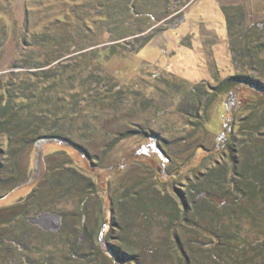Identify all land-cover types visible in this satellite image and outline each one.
<instances>
[{
	"label": "rangeland",
	"instance_id": "1",
	"mask_svg": "<svg viewBox=\"0 0 264 264\" xmlns=\"http://www.w3.org/2000/svg\"><path fill=\"white\" fill-rule=\"evenodd\" d=\"M242 1L179 0L176 9L137 40L130 35L158 17L140 6L138 9L137 0H0L2 29L11 25L13 31L0 52V74L18 72L16 62L23 44L17 35H22L27 22L31 32L55 36L62 50L83 48L79 54L93 51L97 66L92 67L109 74L104 87L125 90L118 98L117 92L104 93L103 100L86 101V113L83 110L81 115L72 112L69 118L68 112L64 114L63 121L72 126L69 140L41 138L19 152L15 160L0 153V164L2 160L8 163L7 172L0 173V227L5 231L6 221L28 239L27 245H18L9 254V261L15 256L17 264H24L20 257L25 255L41 264L44 255L52 252L54 264H116L109 247L118 243L120 235L136 233L138 249L146 239L141 250L144 255L150 245L163 242L162 255L168 252L169 263L174 262L164 211L154 209L159 206L149 209L142 205L150 216L138 214L133 197L137 191L156 193L170 205L167 194L176 197L195 173L220 160L219 153L208 150L217 144L228 108V122L237 142L251 109L257 115L264 113V98L257 93L246 96L243 92L231 104L224 92L210 98L220 81L242 70L261 77L264 83V63L252 58L254 50L246 53L233 43L222 8L223 4ZM106 11L110 16L103 15ZM252 17L257 19V13ZM128 34L125 40L117 41ZM62 62L64 57L57 68L63 67ZM88 69L84 77L89 75ZM70 74L68 68L65 78ZM196 86L201 103L192 101L190 90ZM77 95L73 96V111L80 99ZM83 126L90 130L86 138L78 134ZM260 134L258 139L264 129ZM52 174H56L59 186L41 197L53 187ZM161 180H168V185ZM16 182L19 185L13 187ZM82 201L86 207L84 224L79 217ZM161 220L163 225H159Z\"/></svg>",
	"mask_w": 264,
	"mask_h": 264
},
{
	"label": "trees",
	"instance_id": "2",
	"mask_svg": "<svg viewBox=\"0 0 264 264\" xmlns=\"http://www.w3.org/2000/svg\"><path fill=\"white\" fill-rule=\"evenodd\" d=\"M178 1L137 0L138 9L140 6L144 12H153L151 15L156 14L158 17L154 23L143 27L130 37L137 36L138 40L141 34L155 24H159L171 12V9H176ZM130 2L127 5L131 10L133 4ZM222 8L233 43L240 45L246 53L248 49L254 50L255 54L253 56L251 54L252 58H256L263 64L264 0H243L237 4H223ZM255 13H257V19L252 17ZM103 15L105 17L109 15L108 11ZM14 25L16 27L18 23L15 21ZM0 27V52H2L10 31H13L11 25L2 29L4 24L0 23ZM22 27L24 28L22 35H17L18 40L23 44L19 51V60L16 62L19 70L0 74V153L2 152L4 157L10 160L18 159L19 152L41 138L69 140L73 135L72 126L71 124L68 126V122L63 121L64 114L68 112L69 118L74 113L81 115L86 101L90 104L91 100H103L104 93L114 95L117 92L115 98H118L125 92L124 89L114 91L104 87L108 83L109 74L92 67L97 66L94 54H91L93 51L89 53L92 55L90 57L87 53L79 54L83 48L62 50L58 47L55 36L43 32H31L27 22ZM127 37L129 34L118 38L117 41L125 40ZM131 42L128 43L131 44ZM77 52L79 55L75 54ZM63 57L65 60L61 63L63 67L57 68ZM66 67L70 68L71 72L68 78H65L68 69ZM86 67H89L90 73L84 79L83 72ZM236 73L220 81L213 88L210 98L214 100L223 92L229 104L232 100L238 101L243 92L246 96L257 93L260 98H264V83L261 77L255 76L248 70ZM82 87L83 90H81ZM196 89L197 86L190 90L193 93V99L189 97L194 103H199L201 99L199 100ZM76 95L82 100L75 102L76 109L73 111V96ZM228 109L229 113L231 108ZM254 111L255 109L252 108L245 118L246 122L242 123L239 129V142L234 138L237 135L232 124L228 122L227 113L223 118L216 146L208 150L219 153L220 160L212 165L208 164L206 170L195 173V177L193 180H188L185 188L178 189L176 197L167 194L170 205L163 203L156 193L135 192L133 207H136L138 214L150 216L144 207L150 209L159 206L154 209L164 211L163 215L167 217L168 233L173 242L171 247L175 255L172 264H264V134L258 139L260 132L264 129V113L257 115ZM84 125L88 123L84 122ZM89 131L88 126H83L78 134L86 138ZM149 136L155 139L158 137L156 134ZM199 148L205 149L204 146ZM159 151L162 155L164 154L161 148ZM5 161L1 162L5 166L0 164V173L7 172L5 168L7 169L8 163ZM182 167L184 166L180 168ZM69 169L74 171L73 168ZM59 173L62 175L61 172ZM49 178L50 182L55 181L53 187L48 188V193L44 196L40 195L41 197H47L59 186L56 174H52ZM161 181L168 183V180ZM74 184L73 181L72 185ZM18 185L17 182L13 183V187ZM159 191L162 196L165 195L163 189L160 188ZM83 203L84 201L80 207L83 209L79 217L84 224L86 213L83 211L86 207ZM122 211V213L126 212ZM29 222L35 224L32 218ZM163 224L161 220L159 225ZM5 225L7 227L5 231H2L0 227V264L1 262L17 264L19 258L14 256L9 261L8 256L19 247L18 245H27L28 239L25 233L20 236L19 228L12 225L11 227L6 221ZM127 225L129 228V224ZM101 233L102 228L99 238L102 237ZM136 239V233L131 237L120 235L118 243L109 247L108 252L112 254L116 264H128L129 261L138 264H157L160 260L164 264H170L169 253L164 252L165 254L162 255L163 242L150 245L147 254L144 255L141 250L145 247L146 239L144 245H139L140 250L137 248ZM144 257H147V261ZM20 258L24 264L33 263L25 255ZM41 264H54L52 252L44 255Z\"/></svg>",
	"mask_w": 264,
	"mask_h": 264
}]
</instances>
